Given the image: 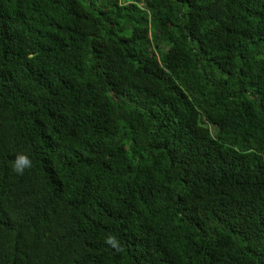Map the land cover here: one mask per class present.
Returning <instances> with one entry per match:
<instances>
[{
  "label": "trees",
  "instance_id": "trees-1",
  "mask_svg": "<svg viewBox=\"0 0 264 264\" xmlns=\"http://www.w3.org/2000/svg\"><path fill=\"white\" fill-rule=\"evenodd\" d=\"M0 264H264V0H0Z\"/></svg>",
  "mask_w": 264,
  "mask_h": 264
},
{
  "label": "clouds",
  "instance_id": "clouds-1",
  "mask_svg": "<svg viewBox=\"0 0 264 264\" xmlns=\"http://www.w3.org/2000/svg\"><path fill=\"white\" fill-rule=\"evenodd\" d=\"M32 167V160L24 154H17L13 163H12V171L15 172L18 175H23L25 169H30ZM105 244L111 246L113 249H115L116 252H122L123 246L120 244V242L117 240V238L114 235L109 234L105 238Z\"/></svg>",
  "mask_w": 264,
  "mask_h": 264
}]
</instances>
